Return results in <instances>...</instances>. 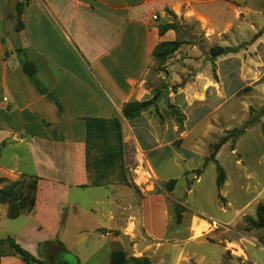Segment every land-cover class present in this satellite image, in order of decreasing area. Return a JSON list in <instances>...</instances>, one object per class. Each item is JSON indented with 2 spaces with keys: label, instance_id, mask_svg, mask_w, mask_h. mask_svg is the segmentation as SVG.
Here are the masks:
<instances>
[{
  "label": "crops",
  "instance_id": "obj_1",
  "mask_svg": "<svg viewBox=\"0 0 264 264\" xmlns=\"http://www.w3.org/2000/svg\"><path fill=\"white\" fill-rule=\"evenodd\" d=\"M17 1L24 4L19 51L3 32L8 0H0V154L7 151L11 160L9 166L0 164V177L16 181L26 174L37 176L39 181L34 210L11 218L10 225L0 221L1 239L13 238L41 260L47 253H62L65 257L67 251L82 264L76 250L80 242L76 239L87 234L88 223L92 221L93 228L101 230L108 239L101 247L105 252L103 264H109L111 253L117 250L129 252L130 256H147L155 264L150 250L137 256L132 253L137 243L133 246L129 243L134 242L127 230L132 223L135 225L133 219H137L136 190L120 183L90 186L85 166L84 118L120 117L124 142L128 148L135 149L132 163L137 166L135 158L139 154L145 158L135 172L141 169L149 175L146 180L152 190L157 184L155 176L158 180L166 179L170 167L184 173L193 158L199 162L197 167H204L198 182L209 166L217 171L219 165L227 175L222 194L228 198V189L243 191L244 186L238 185L244 167L241 157L249 158L250 154L249 149H242L243 137L235 146L231 139L223 141L214 151L213 160L206 164L210 149L215 146L217 125L212 122L205 125V121L225 106L227 94L237 93L218 85L216 74L221 68L220 65L216 68L217 61L210 49H206L217 33L213 9L217 0ZM191 21L204 32L205 43L202 47L193 45L183 59L191 64L196 85L193 93L198 94L192 99L186 97V107L192 103L201 107L195 117L193 139L186 141L184 136L182 143L175 146L178 127L173 121L162 125L142 115L130 122L123 118L122 108L128 102L144 100L143 82L154 60V49L161 42L184 41L183 24ZM166 23L178 24L180 31L171 29L160 35L159 26ZM185 47L184 43L182 49ZM252 50L254 57L260 58L258 72L264 84V55L255 45L250 46L249 51ZM244 54L245 50L235 58H243ZM26 62L35 65L33 75L24 72ZM160 76L165 78L163 74ZM166 80L176 82L175 78L166 77ZM188 87L180 89L186 94ZM260 88L264 94L263 87ZM210 92L218 95L217 100H211L220 101L219 106L208 101L206 95ZM228 115H232L230 108L219 114V118ZM197 127L203 129L197 132ZM165 139L167 143L163 144ZM261 156L264 158V151ZM234 170L236 179L231 177ZM168 197L167 193L142 191L139 199L142 235L147 242L163 243L168 235ZM7 212L6 205L0 209V219L3 215L8 217ZM107 232L110 236L105 235ZM3 248L10 251L7 244ZM64 261L70 263L69 259ZM0 264L28 263L11 253L0 256Z\"/></svg>",
  "mask_w": 264,
  "mask_h": 264
},
{
  "label": "rangeland",
  "instance_id": "obj_2",
  "mask_svg": "<svg viewBox=\"0 0 264 264\" xmlns=\"http://www.w3.org/2000/svg\"><path fill=\"white\" fill-rule=\"evenodd\" d=\"M213 9L217 33L213 36L212 43L207 44L206 49L230 45L232 52L213 56L217 61L216 68L218 69L219 65L221 68V72L216 74V80L218 85L226 86L237 93L232 96L227 94L228 100L225 106L214 115H209L205 121V125L209 122L217 125V134H214L215 146L210 149L211 154L206 159V164L213 160L214 151L223 141L231 139L236 144L237 140L243 137L242 149L250 150L249 158L241 157L244 167L238 185H243L244 190L228 189V198H226L222 194V187L217 188L218 173L212 166L205 170L202 180L198 182L204 167H197L196 164L199 162L194 161L193 158L188 161L189 170L184 173H180L178 168L170 167L164 176L166 179L158 180L155 176L157 184L152 190L151 183L146 180L149 175L141 169L135 172L136 165L131 163L130 180L138 188L136 190L138 202L137 219H133L135 225L132 223L127 230L129 237L134 241L129 243L131 246L137 243L132 251L137 256L150 250L155 264H264V229H251L248 221V218L256 217L258 204L264 203V158L261 156L264 151V94L260 88L263 87L264 90V84H261L263 78L258 72L261 66L260 58L254 57L255 50L249 51L250 46L255 45L258 52L264 55V0H217ZM183 26L186 29L184 30L185 50L182 49V45L161 65L153 60L143 82L146 90L143 101L148 102L149 105L142 115L162 125L166 121H173L178 127L175 146L182 143L184 136L186 141L193 139L195 117L201 107L195 103L189 108L186 107V97L192 99L198 94L193 93L196 85L193 83L195 77L191 64H187L183 59L193 45L198 44L202 47L205 36L195 21ZM243 50H245L243 58L239 57L243 59L244 64L240 59L235 58ZM161 74L165 78H162ZM166 77L175 78L176 82H167ZM187 85L189 87L185 94L182 90ZM166 87L170 89L168 104L163 99L156 100ZM178 92L180 93L176 94ZM206 97L210 103L214 101L218 106L221 103L211 100L218 97L215 93L210 92ZM226 108L231 109L232 115L219 118V114ZM160 128L161 131L165 129L164 126ZM202 129L203 127H197L196 131ZM165 143L167 139L163 141V144ZM128 149L133 162L135 149L133 147ZM0 164L11 165L7 151L0 154ZM228 164L231 165V159ZM231 177L237 178L236 170L232 172ZM171 179H176V186L174 191L166 192L165 185ZM100 191L104 192V190ZM142 191L162 192L169 195L170 224L163 243L147 242L142 235V207L139 201ZM174 204H178L183 209L180 223L176 221ZM5 207L6 205H1L0 209ZM0 221L4 225L12 223L11 218L4 215ZM93 224L94 222L90 221L87 234L76 239L80 242L76 250L79 252L78 256L82 264L104 263L105 252L101 247L108 239L101 230L94 229ZM84 237L86 240H81ZM127 248L129 249V246ZM46 250L45 248V253ZM53 255L47 253V259L44 257V260L54 262L58 256L55 260L57 264L63 259H69L70 264H80L76 255L66 258L62 253L55 254V257Z\"/></svg>",
  "mask_w": 264,
  "mask_h": 264
},
{
  "label": "trees",
  "instance_id": "obj_3",
  "mask_svg": "<svg viewBox=\"0 0 264 264\" xmlns=\"http://www.w3.org/2000/svg\"><path fill=\"white\" fill-rule=\"evenodd\" d=\"M24 4L17 3L19 14L18 31L24 27L21 16ZM180 31L176 23H166L159 26V33L163 35L168 30ZM184 41L161 42L153 51L152 57L161 65L175 54ZM19 51V50H16ZM212 56L225 55L233 50L230 47H214L211 50ZM7 56V54H6ZM24 72L33 75L36 67L33 63L24 64ZM149 103L145 101H131L122 108V116L127 121H134L141 117L147 109ZM86 124L85 142V166L90 179V186H106L111 183H120L138 190L136 185L130 180L131 154L128 146L124 142L123 124L120 117L113 116L109 119L99 117L84 118ZM235 145V141H232ZM217 187L221 188L225 182L226 174L224 169L217 165ZM37 176L22 174L16 181H10L7 177H0V205L8 206V217L17 218L22 214L31 213L36 206V196L38 190ZM176 179L169 180L165 185L166 192H171L176 186ZM176 221L182 220V208L174 204ZM251 229H264V203H259L256 208V217L248 218ZM8 245L10 251L4 250V245ZM16 254L28 264H54V262L41 260L23 249L13 238L8 240L0 239V256ZM65 258L74 256L65 251ZM109 264H152V260L147 256H130L124 250L113 251L110 255Z\"/></svg>",
  "mask_w": 264,
  "mask_h": 264
},
{
  "label": "water",
  "instance_id": "obj_4",
  "mask_svg": "<svg viewBox=\"0 0 264 264\" xmlns=\"http://www.w3.org/2000/svg\"><path fill=\"white\" fill-rule=\"evenodd\" d=\"M17 0H8L7 10H6V18L3 23V32L7 39L10 41L12 46L19 50L22 48V43L20 39V34L18 31V23H19V14L17 9ZM170 89L166 87L163 91H161L160 95L157 97V101H161L162 99L165 103H170ZM58 264H70L67 261L60 262Z\"/></svg>",
  "mask_w": 264,
  "mask_h": 264
},
{
  "label": "built area",
  "instance_id": "obj_5",
  "mask_svg": "<svg viewBox=\"0 0 264 264\" xmlns=\"http://www.w3.org/2000/svg\"><path fill=\"white\" fill-rule=\"evenodd\" d=\"M6 101H7V98H4L3 102H6ZM138 156L139 157L135 158V163L137 164V166H140L141 164H143L145 162V158H144L143 154H139ZM105 235L110 236V233L107 232Z\"/></svg>",
  "mask_w": 264,
  "mask_h": 264
},
{
  "label": "flooded vegetation",
  "instance_id": "obj_6",
  "mask_svg": "<svg viewBox=\"0 0 264 264\" xmlns=\"http://www.w3.org/2000/svg\"><path fill=\"white\" fill-rule=\"evenodd\" d=\"M55 254H57V253H54L53 257H55ZM53 257H52V258H53ZM57 259H58V256L55 258V260H57ZM63 260H65V259H63Z\"/></svg>",
  "mask_w": 264,
  "mask_h": 264
}]
</instances>
